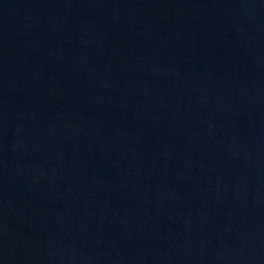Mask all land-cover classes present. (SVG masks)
<instances>
[{"label":"water","instance_id":"water-1","mask_svg":"<svg viewBox=\"0 0 264 264\" xmlns=\"http://www.w3.org/2000/svg\"><path fill=\"white\" fill-rule=\"evenodd\" d=\"M0 264H264V0H0Z\"/></svg>","mask_w":264,"mask_h":264}]
</instances>
